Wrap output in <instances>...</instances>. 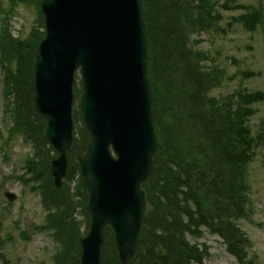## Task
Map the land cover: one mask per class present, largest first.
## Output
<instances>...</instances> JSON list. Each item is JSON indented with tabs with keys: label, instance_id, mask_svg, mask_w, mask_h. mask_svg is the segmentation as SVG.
<instances>
[{
	"label": "trees",
	"instance_id": "1",
	"mask_svg": "<svg viewBox=\"0 0 264 264\" xmlns=\"http://www.w3.org/2000/svg\"><path fill=\"white\" fill-rule=\"evenodd\" d=\"M218 4L219 0H142L158 151L156 172L143 186L148 211L132 264H203L205 252L190 239L201 238L205 230L219 236L239 264H252L247 262L248 241L238 223L246 217L250 202L248 168L264 143V136H254L249 125L264 94L239 91L212 96L223 82V73L207 67V56L189 47L192 36H212L218 30ZM222 7L248 11L238 22L249 31L262 24L259 8H235L229 0ZM0 12L6 21L10 18L8 11ZM2 36L11 134H22L35 144L37 157L28 169L43 182L47 228L61 248L55 264H79L85 224L73 217L78 209L86 216L87 235L89 193L74 158L85 151L90 136L83 127L78 128L70 170L63 188L56 190L50 165L56 154L42 139L45 120L35 110L31 89L35 52L43 34L33 30L27 40L20 41L6 29ZM74 181L77 185L72 189ZM104 264H120L111 228L106 230Z\"/></svg>",
	"mask_w": 264,
	"mask_h": 264
},
{
	"label": "water",
	"instance_id": "2",
	"mask_svg": "<svg viewBox=\"0 0 264 264\" xmlns=\"http://www.w3.org/2000/svg\"><path fill=\"white\" fill-rule=\"evenodd\" d=\"M42 10L46 35L36 52L32 90L35 109L46 119L43 137L57 152L52 175L58 189L75 145L79 70L83 81L79 106L91 141L75 163L90 194L91 230L81 240L80 264H103L107 226L121 264H131L147 211L142 186L155 172L157 152L141 0H43Z\"/></svg>",
	"mask_w": 264,
	"mask_h": 264
},
{
	"label": "rangeland",
	"instance_id": "3",
	"mask_svg": "<svg viewBox=\"0 0 264 264\" xmlns=\"http://www.w3.org/2000/svg\"><path fill=\"white\" fill-rule=\"evenodd\" d=\"M226 0H219L217 11L221 13L218 30L212 36L203 34L190 38L189 47L195 52L207 56V67L217 68L223 73V82L215 89L212 96L216 98L233 95L239 91L264 94V24L257 30L249 31L237 18L245 11L240 9L224 10ZM235 8H255L264 12V0H229ZM11 0H0V10L10 9ZM13 17L7 24L15 37L26 39L33 29L40 27V13L33 4L20 0L15 5ZM264 23V22H263ZM4 26L0 19V32ZM42 28H39L40 31ZM204 58V57H203ZM4 73L0 64V136L8 140L11 118L4 113L5 99ZM77 80L76 89H80ZM77 92V91H76ZM78 96V94H77ZM13 102V98L10 97ZM256 114L249 125L253 135L264 136V102L255 106ZM78 103L74 107L75 131L82 125L77 119ZM263 138V137H262ZM264 140V138H263ZM0 139V264H53V257L60 252V244L54 241L47 228V214L41 204L40 192H33L30 186L23 184L19 177L25 173V164L36 151L35 146L22 134L2 146ZM7 156V158H6ZM248 193L246 217L238 223L245 235L248 246V263L264 264V143L256 149V155L248 168ZM71 183V188L76 187ZM6 192H13L17 200L10 203ZM74 219L83 223L81 232L84 236L87 218L75 213ZM205 252L203 264H239L228 253L223 240L205 231L198 239H190Z\"/></svg>",
	"mask_w": 264,
	"mask_h": 264
}]
</instances>
